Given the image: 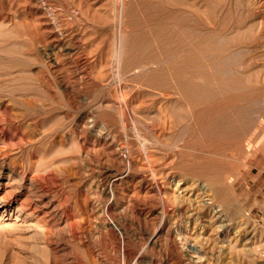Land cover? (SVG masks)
<instances>
[{"label":"rangeland","instance_id":"374dc122","mask_svg":"<svg viewBox=\"0 0 264 264\" xmlns=\"http://www.w3.org/2000/svg\"><path fill=\"white\" fill-rule=\"evenodd\" d=\"M140 1L143 8L135 10L134 4ZM174 1L130 0L123 7L121 0H82L84 8L90 7L94 22L103 28L104 32L101 33L95 32L91 22L88 24L81 20L78 3H75L78 0H0V163L3 162L0 180L6 182L11 172L18 180L24 177L23 183L28 185L36 187L44 182V186L52 192L49 197H53L56 204L65 206L70 213L73 212L75 218L74 226L69 224L73 228L66 223L52 231L50 228L40 229L39 226L25 229L22 224H16L14 212L9 214L0 208V264H74L75 259L81 264L186 263L185 256L166 229L171 224L166 218V221L163 220L161 197L145 183L147 165L140 154L144 150V141L154 139V134L152 136L146 127L151 126L153 133H159L155 111L159 114L160 108L156 106L165 101H158L162 98L160 94L169 95L174 90L163 86L156 93L151 87L140 86L131 80L110 79L112 70L102 69L99 64L85 65V58L95 62L97 55H100L96 49L99 39L103 38L109 50L113 51L122 34L126 37V46H133L140 31L152 25L155 12L147 6L150 3L162 4L160 16L167 26L174 25L175 10L182 12L186 20L197 18L198 24L201 22L199 18H203L207 12L205 5L208 1L222 3L219 0H185L186 9L178 10ZM236 1H231L235 5L230 4L234 7L230 15L236 13L234 16L238 17L239 11L243 9L242 14L247 8L245 6H254V0ZM193 4H197L196 7L190 8ZM145 6L148 7L147 13H144ZM251 10L254 12L251 16L254 20L252 29L256 30V33L253 31L256 34L253 43L256 63L252 71L260 81L259 105H246L247 108L251 106L253 112L244 119L249 126L242 132L239 148L224 140L222 143L209 141L197 144L189 150L194 156L206 152L213 162H223V175L236 178L226 191V205L231 211L228 218L233 216L234 221H243L245 225L249 223L255 230L256 237L251 242H246L243 237L237 238L231 249L212 264H264V26L262 28L263 22L259 21L260 14L254 7ZM166 17L169 19L166 20ZM121 27L126 28V32L122 33ZM72 35L79 40L72 41ZM64 42L76 46L71 55H65L56 47ZM245 42L242 44V54L248 57L253 46ZM146 67L148 69L150 63ZM86 78H90L88 83ZM27 82L34 85L32 89L25 85ZM24 89L29 90L27 94L23 93ZM28 95L35 101L28 99ZM124 95L130 98L131 125L121 119V110L116 113L117 110L113 109L112 123L115 124L112 132L120 142L117 140L116 145L110 147L99 139L86 117L95 115L100 121L99 112L106 108L105 101L114 98L119 101ZM142 97L157 99L153 100L155 104L148 102L150 107H147V103L142 108L139 107ZM166 135L162 136L165 143L168 142ZM249 142L252 147L247 150ZM120 145L125 147L123 156L127 170L124 171L122 153L118 150ZM160 145L159 152L155 147L148 148L155 149L157 155L160 153L157 157L159 160L164 152ZM129 160L137 162L135 168H128ZM120 171L124 173L115 177ZM176 171L183 175L187 173L183 168ZM119 176L124 179L120 181ZM7 190L1 188L0 195L6 196ZM170 203H174L173 199ZM43 238H48V241H43Z\"/></svg>","mask_w":264,"mask_h":264},{"label":"bare ground","instance_id":"6f19581e","mask_svg":"<svg viewBox=\"0 0 264 264\" xmlns=\"http://www.w3.org/2000/svg\"><path fill=\"white\" fill-rule=\"evenodd\" d=\"M78 1L75 3H78L77 6L81 13V20L88 24L91 22L95 32L103 33V28L94 22V17H91L90 7L84 8L82 0ZM129 1L121 0V6L126 7ZM196 1L199 2L198 0ZM219 1H222V3L205 2L207 12L204 13L205 16L203 18H199L201 22L198 24L196 23L197 18L186 20L182 12L175 10L177 14L173 17V26L163 24V17L161 19L160 16L162 4L150 3L147 6L153 8L155 12V16L151 19L152 25L140 31L133 46L128 48L126 46V37L121 34V37L116 42V46L111 51L107 47L105 40L97 37L100 41L96 43V49L100 51V55H97L98 58L95 62L85 58V65L87 67L99 64L102 69L107 68L109 71L112 70L110 79L117 78L120 81L131 80L132 82L139 83L140 86L147 85L151 87L156 93L157 89L163 86H169L174 90V93L169 95L163 96L162 93L160 94L162 98L158 99V101L164 99L165 101H163L162 105L156 106L158 109L160 108L159 114L155 111L156 118L158 119L156 123L159 133L157 131L153 133V128H150L151 126L146 127L148 128L147 131L150 129L151 135L154 134V139L148 138L144 141V150H141L140 154L146 160L145 165H147L145 168V183L151 191L155 189V192L161 197L158 200L160 199L163 205V220L166 218L168 223L170 221L171 224L166 229L173 236L174 241L185 256V264H212L222 258L227 250L231 249L232 244L237 242V238L243 237L246 242H251L256 237L255 230L251 225H248L249 223L245 225L242 223L243 221H234L235 217L233 216V218L231 216L228 218L231 211L228 210L229 208L226 205V191L229 186L234 184L236 178L232 175H223L224 168L222 161H219V163L213 162L210 155L206 152L202 155L194 156L189 151L197 144H205L209 141L222 143L224 140L234 143L239 148L242 132L249 126L248 123L244 122V119H247L249 113L253 112L251 111V109L253 110L251 106L258 107L259 105L258 95L260 89L258 82L260 81H257L256 73L252 71V67L256 63V48L255 45L253 46L256 30L252 29L254 27L252 25L254 20L251 16H253L254 12L251 8L254 7L260 14V20H258L264 24V0H254L252 2L254 6L251 5V8L250 5L249 7L244 5L247 7L246 9L244 8L243 12L245 17H242L244 16L243 13L241 14L243 9L239 11L240 14L237 13V15H240L238 17L234 16L236 13L230 15L232 14L231 9H234L233 6L235 5L231 2L233 0ZM174 2L176 9H186L185 3L187 2L185 0H175ZM231 3L233 6L230 5ZM142 4V2L134 4V9L139 10L143 8ZM196 5L193 4L190 8H195ZM147 6L144 7V13H147ZM238 8L240 7L238 6ZM76 17L78 18V16ZM167 19L169 17H166ZM260 28L258 29L260 30ZM121 30L122 33L126 32V28L124 27H121ZM63 34L64 31H62ZM97 38L94 40H97ZM258 38L262 39L260 36ZM258 38L257 40H260ZM70 39L72 41L79 40L75 35H72ZM57 40L60 42V39ZM245 41H248V43ZM243 42L247 43L246 45L253 46L252 53L249 50L250 55L248 57H245L244 53L242 54ZM69 45L64 42L58 43L56 47L60 51L65 52V55H71L76 46L70 45V47ZM257 49L259 50V48ZM91 52L95 53L94 51ZM60 58L62 59V57ZM149 63L150 67L147 69L146 65ZM258 74L261 73L258 72ZM104 77L107 78L106 75ZM96 78L98 79V77ZM85 81L88 83L90 78H86ZM25 85L28 88L31 87V89L34 86H32V83L30 85L29 82ZM38 88L41 90L40 87ZM28 91L24 89L23 93L27 94ZM233 92L236 93L234 94ZM34 93L36 94V92ZM27 97L31 101L34 100V98H30L32 97L30 95ZM121 98H119V101L115 98L105 101L107 103L106 108L99 112L101 113L99 117L100 121L95 115H92V118L90 116L86 117V120L90 122V127L95 129L99 139L103 140L110 147L118 140H116V136L112 132V127L115 124L112 123V116L115 114V112L114 114L112 113L113 109L117 110L116 113H118V110H121L122 116L118 115V117L121 116V119L123 118L128 125H131L130 98L128 99L126 95ZM155 98L157 99V97L150 99L142 97L141 101H139L140 106H137L143 108L148 102L153 103ZM149 103L147 107H150ZM248 104L251 105L249 108L246 106ZM153 107L152 109L155 110L156 108ZM151 116L153 115L151 114ZM123 133L125 132L123 131ZM163 134L168 135L165 137L168 140L166 143L162 140ZM159 144L165 149H163L164 152L162 151L163 154L161 155L163 157H161V160H159L160 158L157 159L160 153L157 155L154 151L155 149H151L155 147L157 148L156 151L159 152ZM247 146V150H250L252 147L250 142L247 143ZM149 147L151 148L148 149ZM177 148L179 149L178 151H176ZM118 150L122 153V170L124 171L127 168L123 156L125 147L120 145V149ZM176 156L178 158L175 160ZM119 161L118 164L121 162ZM2 163L1 161L0 167ZM127 164L128 168H135L137 162L129 160ZM177 168H183L187 173L184 175L180 174L176 171ZM123 171L114 176L122 175ZM119 177L120 181L124 179L123 176ZM142 178H144V175ZM23 179L25 178L22 177L21 180H18L9 172L6 182L0 180V189H8L6 196L0 195V208H3V212H9V214L14 212V219L18 222L16 224H22V227H25V229L27 227L39 226L38 228L40 229L41 227L43 229L50 228L51 231L59 228L62 224L68 223L67 225L70 224L71 226L74 224L73 219L75 218H73V212L71 211L72 213H70L65 206H61V203L56 204L52 200L53 197H49L52 192L44 186L46 185L44 182L35 187L32 184L23 183ZM30 180L32 179L30 178ZM42 180L44 179L42 178ZM46 180L48 178L44 181ZM26 187L27 190H24ZM157 196L155 197L157 198ZM171 199H173V204L170 203ZM226 213L229 214L227 215ZM247 220L249 221V218ZM48 233L46 234L48 235ZM39 236L41 237V235ZM44 237L46 238V235ZM42 240L48 241V238L45 240L43 238ZM175 242L172 243L174 244ZM243 251L245 252V250ZM75 260H73L74 264H81L79 260Z\"/></svg>","mask_w":264,"mask_h":264},{"label":"crops","instance_id":"0c3cea01","mask_svg":"<svg viewBox=\"0 0 264 264\" xmlns=\"http://www.w3.org/2000/svg\"><path fill=\"white\" fill-rule=\"evenodd\" d=\"M262 172H263V170H262ZM262 172H260V173H259V176L261 175V173H262ZM259 176H257V178H256V179H258V178H259ZM263 207H264V206H263Z\"/></svg>","mask_w":264,"mask_h":264}]
</instances>
